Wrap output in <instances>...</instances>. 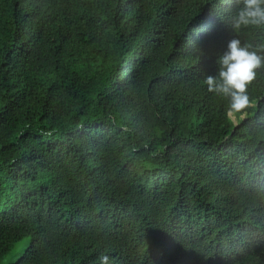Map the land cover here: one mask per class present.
I'll list each match as a JSON object with an SVG mask.
<instances>
[{
  "label": "trees",
  "instance_id": "obj_1",
  "mask_svg": "<svg viewBox=\"0 0 264 264\" xmlns=\"http://www.w3.org/2000/svg\"><path fill=\"white\" fill-rule=\"evenodd\" d=\"M240 7L0 0V262L264 264V68L237 123L203 83Z\"/></svg>",
  "mask_w": 264,
  "mask_h": 264
},
{
  "label": "clouds",
  "instance_id": "obj_2",
  "mask_svg": "<svg viewBox=\"0 0 264 264\" xmlns=\"http://www.w3.org/2000/svg\"><path fill=\"white\" fill-rule=\"evenodd\" d=\"M233 31L242 28L264 30V0H241V7L231 20ZM218 72L208 75L203 83L216 96L227 98V114L241 112L250 106L247 88L264 68V43L242 42L239 38L228 41L226 50L217 57ZM99 264H110V256L101 254Z\"/></svg>",
  "mask_w": 264,
  "mask_h": 264
},
{
  "label": "rangeland",
  "instance_id": "obj_3",
  "mask_svg": "<svg viewBox=\"0 0 264 264\" xmlns=\"http://www.w3.org/2000/svg\"><path fill=\"white\" fill-rule=\"evenodd\" d=\"M230 117L233 119V121H235V123L238 122V119L236 118V116L234 114L230 115ZM245 117L244 115L242 116V118ZM0 264H4V262H0Z\"/></svg>",
  "mask_w": 264,
  "mask_h": 264
}]
</instances>
